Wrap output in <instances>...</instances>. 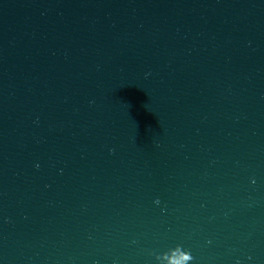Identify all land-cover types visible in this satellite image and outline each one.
I'll use <instances>...</instances> for the list:
<instances>
[{"label":"water","instance_id":"water-1","mask_svg":"<svg viewBox=\"0 0 264 264\" xmlns=\"http://www.w3.org/2000/svg\"><path fill=\"white\" fill-rule=\"evenodd\" d=\"M185 250L264 264V0H0V264Z\"/></svg>","mask_w":264,"mask_h":264},{"label":"clouds","instance_id":"clouds-1","mask_svg":"<svg viewBox=\"0 0 264 264\" xmlns=\"http://www.w3.org/2000/svg\"><path fill=\"white\" fill-rule=\"evenodd\" d=\"M155 202H156L157 204H159V199H157ZM185 253H186V254L184 255V259H183V261H182V264H189V262L192 261L194 258H193V256L191 255L190 251L185 250Z\"/></svg>","mask_w":264,"mask_h":264}]
</instances>
